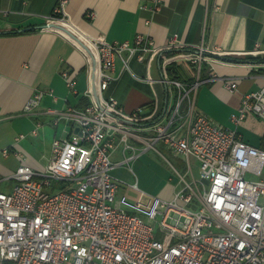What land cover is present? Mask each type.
<instances>
[{"label": "built area", "instance_id": "2783aa9c", "mask_svg": "<svg viewBox=\"0 0 264 264\" xmlns=\"http://www.w3.org/2000/svg\"><path fill=\"white\" fill-rule=\"evenodd\" d=\"M164 1L152 0L151 10ZM65 2L58 0L47 23L77 33L64 17ZM77 34L87 51L66 38L84 56L89 103L47 109L53 126L69 125L68 136L52 140L43 170L21 164L0 179L12 182L7 191L0 190V264H264V150L195 107L202 84L219 80L229 92L236 90L235 81L211 73L220 58L202 46H179L176 35L157 47L141 34L132 43ZM147 58L157 61L155 81L165 98L161 110L144 105L126 111L104 97L116 61L128 69L131 59ZM181 64L191 72L182 80L172 74ZM64 78L72 90L71 74ZM44 95L35 91L23 112L32 113ZM249 115L264 120V86L242 97L230 121L236 127ZM41 126L36 122L31 134ZM157 145L181 156L187 171L190 159L196 161L198 180L182 176L181 188L169 199L140 192L146 200L131 202L119 195L123 182L111 171L148 150L159 153ZM116 150L123 158L112 163Z\"/></svg>", "mask_w": 264, "mask_h": 264}, {"label": "crops", "instance_id": "0c3cea01", "mask_svg": "<svg viewBox=\"0 0 264 264\" xmlns=\"http://www.w3.org/2000/svg\"><path fill=\"white\" fill-rule=\"evenodd\" d=\"M57 2L0 0V179L9 177L21 164L36 170L45 168L51 145L46 150L48 154L36 150L33 156L30 149L36 148L24 146L22 140L26 133L33 136L32 124L36 122L53 128L52 140L58 138V130H70L65 122L53 126L45 114L47 109H80L89 103L84 94L87 77L83 54L65 34L44 29ZM151 5L152 0H66L63 11L73 29L90 39L132 43L141 34L161 47L176 35L178 45L183 48H206L222 61L212 65L211 73L235 81L237 87L229 92L219 80L200 85L196 109L214 123L235 129L244 143L264 150V120L249 115L236 127L230 121L242 97L264 86V0H165L157 11H152ZM181 66H186L184 71L191 76L185 64L174 69ZM151 70L154 77L150 76ZM65 74H71L72 90L66 85ZM156 75L155 58L142 63L131 59L128 69H122L116 61L103 95L115 99L126 111L144 105L159 111L165 98L162 87L155 81ZM35 91H43L45 95L40 105L26 114L23 106ZM20 135L23 138L16 140ZM4 149L9 150L7 156L1 154ZM116 151L121 155L120 150ZM119 167L123 166L114 170ZM113 177L125 184L123 179ZM1 185L9 189L12 182ZM133 185L137 189L136 183L129 188ZM120 190L118 194L125 196Z\"/></svg>", "mask_w": 264, "mask_h": 264}, {"label": "rangeland", "instance_id": "374dc122", "mask_svg": "<svg viewBox=\"0 0 264 264\" xmlns=\"http://www.w3.org/2000/svg\"><path fill=\"white\" fill-rule=\"evenodd\" d=\"M129 67L131 71L135 72L130 64ZM150 76H155L152 70ZM158 77L159 76L156 75V79H158ZM32 127H34V124H32ZM68 133V128H65L64 131L58 130L57 137L58 139H65ZM53 136V128L46 124L37 130L36 137L26 133V138L22 140V144L24 146L27 145L36 148L30 149V153L33 156H36V150L48 154L47 151L50 148ZM156 149L160 154L152 149L148 150L128 166L121 165L123 167L111 171L112 176L114 175L125 181V184H119V189L121 188L120 191L123 192L131 202L140 200V191L145 197L156 196L161 199H169L175 191L181 188L180 180L182 176H184L186 181H190L191 179L198 180L199 178V167L196 161L190 159V171H187L186 162L181 156L170 152L161 145H157ZM122 158L119 152L116 151L113 155L112 162H118L122 160ZM248 178L258 179V177L251 176ZM132 183H136L137 189L129 188ZM7 188L8 187H5V185L0 186V190L3 191H7ZM141 201L144 202L145 198H142Z\"/></svg>", "mask_w": 264, "mask_h": 264}, {"label": "water", "instance_id": "95a60500", "mask_svg": "<svg viewBox=\"0 0 264 264\" xmlns=\"http://www.w3.org/2000/svg\"><path fill=\"white\" fill-rule=\"evenodd\" d=\"M44 29H52L65 34L71 41H74L85 51H87L86 47L80 42V40L73 33H71V31H69L66 27H63L62 25L56 23H46V25H44ZM74 132H78V128H75Z\"/></svg>", "mask_w": 264, "mask_h": 264}, {"label": "trees", "instance_id": "16d2710c", "mask_svg": "<svg viewBox=\"0 0 264 264\" xmlns=\"http://www.w3.org/2000/svg\"><path fill=\"white\" fill-rule=\"evenodd\" d=\"M186 66H184V67H180V68H178L177 70L176 69H174L173 70V76L175 77V78H178V79H180V80H182V79H184L185 77H186V75L188 76V74L184 71V68H185ZM186 69V68H185ZM188 71H190L189 69H187ZM187 80H191V78H189V79H187Z\"/></svg>", "mask_w": 264, "mask_h": 264}, {"label": "bare ground", "instance_id": "6f19581e", "mask_svg": "<svg viewBox=\"0 0 264 264\" xmlns=\"http://www.w3.org/2000/svg\"><path fill=\"white\" fill-rule=\"evenodd\" d=\"M74 34V33H73ZM75 35V34H74ZM77 37V36H76ZM79 39V38H78ZM81 40V39H80ZM83 42V40H81Z\"/></svg>", "mask_w": 264, "mask_h": 264}]
</instances>
